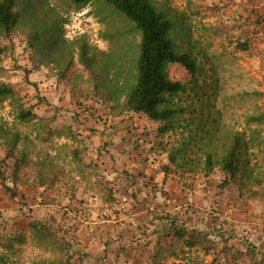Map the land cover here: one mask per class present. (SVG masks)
Segmentation results:
<instances>
[{
    "label": "rangeland",
    "instance_id": "rangeland-1",
    "mask_svg": "<svg viewBox=\"0 0 264 264\" xmlns=\"http://www.w3.org/2000/svg\"><path fill=\"white\" fill-rule=\"evenodd\" d=\"M155 1L171 13L177 22L178 40L185 48L190 43L203 69L193 80L182 67H170L171 79L188 89L176 99L184 112L177 117L176 132L165 138V154L155 148L159 125L142 115L119 114V110L111 109L112 104L103 101L105 90L96 94L83 72L79 62L83 41L98 54L107 53L110 58L113 54L108 63L114 71L128 72L134 64L138 35L130 32V23L102 4L78 9L66 0H21L25 17L14 37V52L0 64L32 105L37 104L38 94L48 101V106L41 105L35 112L42 118H55L52 128L59 125L78 134L77 141L66 138L54 144L59 150L49 156L41 154L36 143H26L30 159L38 167H44L48 176L53 170L61 175L56 187L47 189L42 199H35L32 187L20 186L18 201L28 205L26 210L35 219H52L56 227L70 229L82 251L89 254L84 264H150L154 238L145 249L132 244L141 241L135 226L148 222L150 210L179 213V217L190 220V227H209L212 217H218L233 227L240 225L243 236L264 228V145L256 149L257 176L262 185L251 186L257 198H251L247 189L243 196L233 190L219 195L224 175L217 171L206 178L203 172L207 144L222 152L233 135L244 128L248 116L256 114L258 108L264 111V26L255 32L248 17V11L264 15V0ZM118 32V43L112 46L106 37ZM36 34L42 39L37 53L30 45ZM227 36L252 39L250 53L238 52L226 41ZM2 125L13 131V110L8 105L0 110ZM261 132L264 142V126ZM37 134H31V142ZM183 139L190 142L188 164L181 169L171 166L165 172L170 151L180 147ZM73 148L83 152L86 164L93 165L90 169L65 160L63 151L68 153ZM5 151L0 150V160ZM58 153L64 160L55 157ZM13 163L9 160L8 164ZM106 181L120 191L115 204L103 199L105 192L99 183ZM137 187L143 190L136 194L139 201L130 197L131 189L135 193ZM0 191V215L8 221L5 234L29 231V222L19 217L16 202L1 185ZM123 246L125 252L118 257ZM33 251L23 257L30 258L28 264L46 257ZM215 258L204 259L212 264ZM78 261L76 258L72 264Z\"/></svg>",
    "mask_w": 264,
    "mask_h": 264
},
{
    "label": "trees",
    "instance_id": "trees-1",
    "mask_svg": "<svg viewBox=\"0 0 264 264\" xmlns=\"http://www.w3.org/2000/svg\"><path fill=\"white\" fill-rule=\"evenodd\" d=\"M78 9H85L92 4H102L112 14L121 16L132 25L130 32L139 37L136 54L133 56V67L128 72L123 69L114 71L108 63L112 59L107 53L96 52V48L86 41L79 48V62L86 74L87 81L94 86L96 94L105 90L104 102L111 103V109L119 110V114L128 113L142 115L148 120L159 125L155 133V148L160 153L167 152L165 138L178 129V115L183 113L182 107L176 104V99L187 92V85L174 82L171 79L170 67L178 65L185 69L193 80L203 71L199 58L194 54L190 43L187 48L177 38V22L171 13L160 7L155 0H66ZM24 12L21 0H0V64L7 55L14 52V37L23 20ZM249 26L259 31L264 26V15L255 11H248ZM190 32V30H189ZM191 33V32H190ZM121 33L110 35L112 46L118 43ZM226 41L235 47L238 52L250 53L252 39L243 40L240 37L234 40L227 36ZM33 52H38L42 46L40 34H36L30 43ZM111 62V60H110ZM70 65V63H69ZM69 67V66H68ZM67 71V70H66ZM62 73H65L63 71ZM65 74H63L64 76ZM37 97V104L32 105L31 100L21 94L18 87L10 82L5 69L0 66V110L6 105L13 110L14 127L0 126V150H5L3 159L0 160V185L5 194L16 202L19 217H24L29 222V231L5 234L8 221L0 215V264H28L29 260L23 257L33 250L46 255L39 261L33 260L32 264H72L78 258L79 264H84L89 254L82 251V246L77 242L70 229L56 227L52 219H35L26 208L28 205L20 204V186L32 187L35 199H42L45 191L56 187L58 176L56 170L49 171L48 176L35 162L30 159V152L26 143H36L40 146V153L47 156L58 151L54 144L68 138L77 141L78 134L71 130L53 124L55 118L40 117L35 111L41 105L48 106V101ZM114 104V105H113ZM39 123V124H38ZM39 125V128L36 126ZM264 126V111L258 108L256 114L250 115L245 121V126L236 132L223 146L224 150L214 149L212 144H207L205 152L204 175L211 177L217 171L224 175L220 183L219 195L226 190H233L243 196L246 189L251 193V198H257L251 186L262 185L257 176L258 160L256 149L264 145L262 127ZM25 131V132H24ZM37 132L35 141L31 142V134ZM190 142L183 139L180 147L170 151L169 162L165 172L171 166L181 169L188 164ZM216 146V144H214ZM21 147H24L21 149ZM57 147V146H56ZM66 148V145H65ZM66 158L71 159L81 167H86L83 152L78 148L63 151ZM62 155V152H61ZM59 153L55 157L64 160ZM255 158V159H253ZM13 160V165L8 164ZM43 164V163H42ZM48 165V163L46 164ZM37 166V168H36ZM93 165L88 164L90 169ZM36 170V172L33 171ZM33 173L35 178L32 179ZM84 174H88L83 169ZM129 178L128 173H125ZM131 181H132V177ZM134 181V180H133ZM166 181V180H164ZM166 182H163V184ZM101 192H105L103 199L111 204L118 202L120 191L115 189L113 182H100ZM140 188L132 191L131 196L139 201L137 193L142 194ZM130 195V194H129ZM120 200V199H119ZM125 202L127 200L125 199ZM51 205V202H47ZM30 209V208H29ZM189 213V211H187ZM188 213L183 215L188 217ZM150 218L146 224L135 226L140 242L132 243L138 248L145 249L150 246L154 238V250L150 255V264H206L204 258L216 255L212 264H264V228L252 231L243 236L240 234L239 225H234L227 220L221 221L212 217L209 227H190V220L179 217V213L172 214L159 210H150ZM3 230V232L1 231ZM255 238L254 237V235ZM253 235V237H252ZM255 239V240H254ZM119 253L118 257L125 252ZM193 254L196 257H192Z\"/></svg>",
    "mask_w": 264,
    "mask_h": 264
},
{
    "label": "crops",
    "instance_id": "crops-1",
    "mask_svg": "<svg viewBox=\"0 0 264 264\" xmlns=\"http://www.w3.org/2000/svg\"><path fill=\"white\" fill-rule=\"evenodd\" d=\"M0 194H1V191H0Z\"/></svg>",
    "mask_w": 264,
    "mask_h": 264
}]
</instances>
